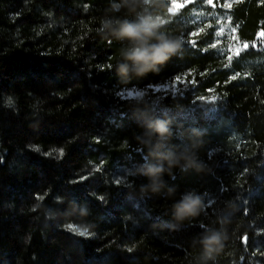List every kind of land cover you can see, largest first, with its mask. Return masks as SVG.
Returning a JSON list of instances; mask_svg holds the SVG:
<instances>
[{
    "label": "trees",
    "instance_id": "obj_1",
    "mask_svg": "<svg viewBox=\"0 0 264 264\" xmlns=\"http://www.w3.org/2000/svg\"><path fill=\"white\" fill-rule=\"evenodd\" d=\"M166 3L182 49L136 76L118 70L122 42L99 31L136 19L121 0H0V264H264V0ZM212 12L236 31L226 64L215 26L194 19ZM133 88L148 92L121 96ZM157 120L170 134L149 128ZM186 149L200 169L181 159L141 194L149 166ZM192 191L199 215L169 226ZM224 230L205 259V236Z\"/></svg>",
    "mask_w": 264,
    "mask_h": 264
},
{
    "label": "clouds",
    "instance_id": "obj_2",
    "mask_svg": "<svg viewBox=\"0 0 264 264\" xmlns=\"http://www.w3.org/2000/svg\"><path fill=\"white\" fill-rule=\"evenodd\" d=\"M121 6L125 7L129 14H134L136 19L132 21L123 18L104 19L99 29L101 33L107 32L122 42L120 59L117 60L119 72L124 75L132 72L136 76L159 72L172 56L181 51L184 43L183 37L165 30L168 21L161 10L167 8L169 11L166 0H121ZM148 126L161 137L170 134L164 121L157 120L155 124L150 123ZM165 159L168 160L167 169L163 164L149 166L148 174L152 177V182L141 186V194H146L149 189L158 192L163 184L159 180L160 175L164 171L171 172V166L179 164L181 159L187 162L186 167H196L198 170L201 167L195 154H189L187 149L180 156L169 153ZM173 208V221L166 223L175 227V223L199 215L203 208L202 198L195 191L188 192L173 205ZM225 240L226 230L214 231L211 235L205 236L204 258L213 259V254L223 249Z\"/></svg>",
    "mask_w": 264,
    "mask_h": 264
},
{
    "label": "rangeland",
    "instance_id": "obj_3",
    "mask_svg": "<svg viewBox=\"0 0 264 264\" xmlns=\"http://www.w3.org/2000/svg\"><path fill=\"white\" fill-rule=\"evenodd\" d=\"M211 3V2H210ZM171 13H174L175 8L171 7L169 10ZM210 12V11H209ZM199 15H202L203 21L206 26L214 25V36L212 39L211 46L215 45V48L220 53L219 56L222 62H229L231 58L235 55L237 51L236 45V31L233 26L230 25L227 16L224 14H220L219 12H212V13H198L194 15V19L196 20ZM194 20V21H195ZM182 83L176 84L174 83V78L171 81H168L166 84L152 86L148 89L151 90L149 92L152 94H160V92H169V91H176L181 86L186 85L187 75L180 76ZM146 89V90H148ZM148 91L139 90L136 88L129 89V90H122L121 96L127 99H136L139 100L143 94Z\"/></svg>",
    "mask_w": 264,
    "mask_h": 264
},
{
    "label": "snow or ice",
    "instance_id": "obj_4",
    "mask_svg": "<svg viewBox=\"0 0 264 264\" xmlns=\"http://www.w3.org/2000/svg\"><path fill=\"white\" fill-rule=\"evenodd\" d=\"M193 44H195L194 41H193ZM213 47H215V45H213ZM244 47L247 48L248 45L245 44ZM110 67H111V65H109V68H110ZM102 70H103V69H102ZM174 83H176V84H180V83H182L181 77H180V76H176V77L174 78ZM60 152H61V155L64 154L63 149H61ZM45 155H47V153H46ZM81 179H83V178H81ZM116 183H120V182L117 180ZM101 199H103V197H101ZM81 234L83 235L84 233H81ZM246 239H247V238H245V243H246Z\"/></svg>",
    "mask_w": 264,
    "mask_h": 264
}]
</instances>
